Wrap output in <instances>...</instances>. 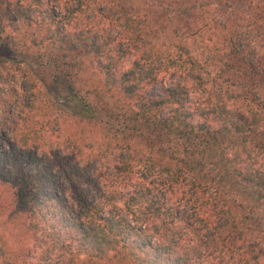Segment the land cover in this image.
I'll list each match as a JSON object with an SVG mask.
<instances>
[{
  "label": "trees",
  "instance_id": "obj_1",
  "mask_svg": "<svg viewBox=\"0 0 264 264\" xmlns=\"http://www.w3.org/2000/svg\"><path fill=\"white\" fill-rule=\"evenodd\" d=\"M0 42L1 264H264V0H0Z\"/></svg>",
  "mask_w": 264,
  "mask_h": 264
},
{
  "label": "rangeland",
  "instance_id": "obj_2",
  "mask_svg": "<svg viewBox=\"0 0 264 264\" xmlns=\"http://www.w3.org/2000/svg\"><path fill=\"white\" fill-rule=\"evenodd\" d=\"M0 52L4 55H7L6 53V49L2 48V44L0 42ZM166 78L163 80L158 81L157 83L151 85L150 87H147L146 90V96L147 97H159L162 95V91L164 88H166L167 86L174 84L176 82L179 81H183L182 77L179 76H168L167 74L165 75ZM1 264V262H0Z\"/></svg>",
  "mask_w": 264,
  "mask_h": 264
}]
</instances>
